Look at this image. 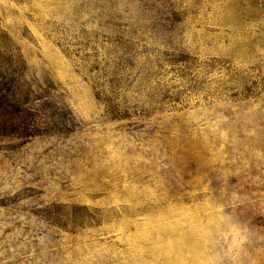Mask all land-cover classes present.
<instances>
[{
  "label": "rangeland",
  "instance_id": "1",
  "mask_svg": "<svg viewBox=\"0 0 264 264\" xmlns=\"http://www.w3.org/2000/svg\"><path fill=\"white\" fill-rule=\"evenodd\" d=\"M0 264H264V0H0Z\"/></svg>",
  "mask_w": 264,
  "mask_h": 264
}]
</instances>
